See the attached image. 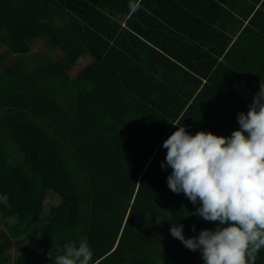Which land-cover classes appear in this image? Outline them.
<instances>
[{
	"label": "trees",
	"instance_id": "trees-1",
	"mask_svg": "<svg viewBox=\"0 0 264 264\" xmlns=\"http://www.w3.org/2000/svg\"><path fill=\"white\" fill-rule=\"evenodd\" d=\"M261 77L264 0H0V264L80 238L91 264H203L169 228L216 222L168 188L161 145L230 135Z\"/></svg>",
	"mask_w": 264,
	"mask_h": 264
},
{
	"label": "clouds",
	"instance_id": "clouds-1",
	"mask_svg": "<svg viewBox=\"0 0 264 264\" xmlns=\"http://www.w3.org/2000/svg\"><path fill=\"white\" fill-rule=\"evenodd\" d=\"M237 123L230 135L203 129L192 134L180 125L161 145L167 149L161 167L171 168L168 188L197 205L192 214L216 222L192 236L176 222L181 217L169 228L186 248L200 251L203 264H255L264 248V78ZM6 199L0 196V203ZM93 255L80 238L66 242L54 264H91Z\"/></svg>",
	"mask_w": 264,
	"mask_h": 264
},
{
	"label": "rangeland",
	"instance_id": "rangeland-1",
	"mask_svg": "<svg viewBox=\"0 0 264 264\" xmlns=\"http://www.w3.org/2000/svg\"><path fill=\"white\" fill-rule=\"evenodd\" d=\"M47 51L46 49V46L44 45L43 41L42 40H37L35 43H34V49H33V53L31 54L30 53V56H34L35 52H39V51ZM18 58V56H10L8 57L5 61H4V65L5 66H8L10 65L12 62H14L16 59ZM4 225L3 224H0V227H3ZM161 236V235H160ZM9 255L11 256V258L13 256H15V252L13 249H10L9 251Z\"/></svg>",
	"mask_w": 264,
	"mask_h": 264
}]
</instances>
